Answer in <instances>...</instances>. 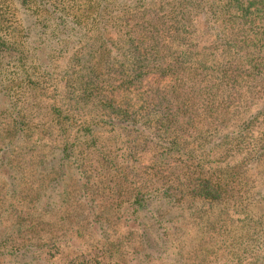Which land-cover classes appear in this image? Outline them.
Returning <instances> with one entry per match:
<instances>
[{
  "label": "trees",
  "instance_id": "1",
  "mask_svg": "<svg viewBox=\"0 0 264 264\" xmlns=\"http://www.w3.org/2000/svg\"><path fill=\"white\" fill-rule=\"evenodd\" d=\"M262 204L264 0H0V264H167L186 212L206 264Z\"/></svg>",
  "mask_w": 264,
  "mask_h": 264
},
{
  "label": "rangeland",
  "instance_id": "2",
  "mask_svg": "<svg viewBox=\"0 0 264 264\" xmlns=\"http://www.w3.org/2000/svg\"><path fill=\"white\" fill-rule=\"evenodd\" d=\"M216 212H213L211 214H214ZM261 214L259 217H260V221H261V224H259V232H261L263 235H264V204H262V207L257 209L254 213L255 217H257L258 214ZM189 213H183V217L186 218V223H185V219H183L182 223L179 225V228H184L186 230H190L191 231V234L189 235V237L186 239L187 242H185L183 245H184V248L180 251L179 250V246H181V243H179L178 245H176L175 247H172V248H169L165 250V254H164V257H166L164 259V262L167 263V264H181L179 262V258H180V255L181 253L183 252H187V251H193V248L192 246L194 247L196 245V242H197V236L195 234V231H196V228L194 225L193 222H191L188 218L191 219L190 216H188ZM186 215V216H185ZM205 216V214H204ZM223 217H224V222L222 224V227L223 228H227L229 229V224H230V234L232 235V240L234 241V243L230 244V245H227V249H223L222 246H225V245H222L220 244L219 242V252H218V255L216 257H214V254L212 255V253L210 252L208 255H207V259H206V264H251L252 262L253 263H256V264H264V237L263 239H260L262 242H259L260 245L262 246H254L255 245V240L252 241L250 240L249 242L245 238H240V237H237L238 235H243L245 234L246 232H250L252 233V230L250 229V225H248V223H244V221H241L243 219L242 215L241 214H238V213H235L233 212L232 210H230V214L228 213H223ZM258 218V217H257ZM233 219V220H231ZM0 225L1 227L2 226H11V221L9 220V218H2L0 220ZM85 226V225H84ZM125 228L122 227V225H119L117 223L115 224H111L109 227H106V232L100 236L99 234L96 235V233H90L91 237L93 238H89L90 240L86 241L87 243H90L92 242L93 240L92 239H96L98 238L99 240H101V242H103V237H105V234L107 236H110L111 238H113V234L115 233L116 230H124ZM118 231V235L120 234V232ZM209 231H207V234L208 235ZM204 236V235H203ZM254 237H256L254 234L252 235ZM251 236V237H252ZM230 237V236H228ZM228 237H224V238H228ZM81 241H83V238L80 237ZM80 239H77V241H79ZM241 240H244L245 242H247V244L250 246L251 250L250 252L248 253V255L246 256H243V260H240L241 262L240 263H236L238 261L236 260H233L230 258V260L226 259L225 256H229L231 254H227L229 251H234L236 248V246H239L238 244L241 242ZM108 241V240H106ZM205 241V239L200 242L203 243ZM105 242V241H104ZM85 243V244H87ZM205 244V243H203ZM201 244V245H203ZM213 247H218V245H215ZM229 250V251H228ZM185 254V253H184ZM214 258V259H213ZM237 259V257H236ZM9 261L10 262V256H7L6 258V261ZM191 262V261H190ZM189 261L186 262V264H190Z\"/></svg>",
  "mask_w": 264,
  "mask_h": 264
}]
</instances>
